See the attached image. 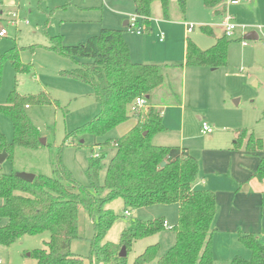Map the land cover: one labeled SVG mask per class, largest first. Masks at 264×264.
Here are the masks:
<instances>
[{"label":"trees","instance_id":"trees-1","mask_svg":"<svg viewBox=\"0 0 264 264\" xmlns=\"http://www.w3.org/2000/svg\"><path fill=\"white\" fill-rule=\"evenodd\" d=\"M177 1L182 14L187 0H132L134 15L140 18L143 30L148 31L150 9L159 3L167 19L169 4ZM208 9H215L225 0H201ZM219 14L218 11L214 12ZM211 34L207 27L201 28ZM126 30L102 29L97 36L89 37L84 43L63 46L60 38L53 39L54 49L73 59L78 67L63 72L67 77L89 84L92 96L100 106L97 116L81 128L66 135L67 142L90 136L102 138L115 128L134 118L136 124L118 138L95 142L101 155L94 157L93 150L88 158L86 176L88 184L80 186L60 163L54 168V177L34 176L31 183L17 177V173H0V246L9 247L26 236L49 234L43 248L35 249L29 256L33 264H84V260L71 251V244L81 239L78 235L79 207L93 222V237L90 242V260L99 264H126L120 258L122 247L127 253L140 240L153 237L166 228L164 219L141 221L133 219L118 237L117 243L104 239L117 216L107 206L120 199L124 214L153 206H178V222L174 229V245L159 256V245L147 246L133 264H213V221L216 216L214 193L196 190L199 176L197 160L179 147L155 146L152 136L165 130L161 115L149 108L143 115L132 116V102L160 88L164 78L160 68L153 64H137L130 61ZM230 41L225 36L207 50L199 49L187 40L185 65L187 67L223 68L227 65ZM10 61L17 74L28 73L31 66L18 60L17 52L10 51L0 57L1 68ZM148 98V99H147ZM47 94L41 92L21 96L15 91L8 95L0 112L12 124V140L7 143L0 133V153L12 159L14 147L36 150L43 147L36 128L31 124L26 109L30 106L51 105ZM147 132V135H143ZM83 143V142H82ZM81 144V142H79ZM234 149L256 155L259 163L250 178L264 180V142L242 130ZM111 155L101 180L102 160ZM162 164H164L162 166ZM239 243L250 251V259L234 257L230 264H264V243L252 234L239 232Z\"/></svg>","mask_w":264,"mask_h":264},{"label":"rangeland","instance_id":"rangeland-1","mask_svg":"<svg viewBox=\"0 0 264 264\" xmlns=\"http://www.w3.org/2000/svg\"><path fill=\"white\" fill-rule=\"evenodd\" d=\"M256 1L258 7L254 10V5L250 6V2L232 5L229 0H225L221 14H215L212 9L206 8L201 0H187L185 13L182 14L177 1H172L166 15L168 19L165 18L160 4H153L150 9L149 29L143 31L141 37L151 42L152 53L147 58L152 63L161 61L164 54V49H158L157 46L170 48V55L173 49L172 57L177 64L182 59L180 55L177 56L178 50L180 52L182 43L187 39L199 48H209L215 41V35H222V20L226 15L234 19L233 23L238 28L233 38L229 39L227 65L214 73L216 77L212 87H208L203 83L204 79L196 75L194 70H199L195 69L196 67H187L182 71L163 66L162 89L148 102L155 104L160 101L163 106L175 105L176 107L168 108L169 112L175 113V122L177 108L183 102L185 128L190 133L199 131L202 122L209 124L215 133L219 125H223L231 116L239 131L245 130L252 134V129H255L259 132L264 124V0ZM133 16L132 0H0V30L3 29L6 33L5 37L0 39V57L15 50L19 62L31 66L28 73L17 74L10 61L2 64L0 106L6 104L8 95L13 91L21 96L44 92L52 102L51 105L30 106L26 109L31 124L38 132L39 140L44 139L45 145L36 150L14 147L12 159H6L0 165V173L15 172L54 177V168L60 163L70 172L75 182L80 186H87L86 168L91 150L99 155L102 153V150L95 146V142L120 137L134 119L130 118L128 122L102 138L84 136L63 145L67 134L81 128L98 115L100 106L94 100L89 84L67 77L63 73L75 69L78 64L57 52L53 39L60 38L63 46L82 44L89 37L99 35L102 29H122L123 22ZM182 22L194 25L191 33H186ZM138 27L144 28L140 21ZM202 27H209L213 34H206ZM125 30L127 41L139 42L134 32L127 28ZM161 32L166 35V40L158 45ZM250 32L257 35L256 41L244 39ZM242 42L247 45L242 46ZM212 121H215V126ZM0 133L7 143L11 142L12 124L1 112ZM259 133H262L261 130ZM254 137L257 138L256 135ZM157 138L152 136L153 145L157 143ZM81 141L83 143L79 144ZM196 144L195 141L190 142L192 146ZM109 151L102 160L101 180L105 172L104 167L113 154ZM161 206L163 205L139 209L135 214L128 210V214H124L120 199L108 204L107 207L117 219L106 235L105 242L117 243L120 231L133 219H165L169 223V228L157 237L136 242L127 253L126 264H133L135 258L148 245L156 243V240L159 242V254L166 253L173 246L175 232L172 228L178 222V210L176 206ZM93 233L91 218L79 207L78 235L81 239L72 242L71 251L82 258L85 264H99L89 258V240ZM48 239L49 234L43 233L23 237L9 247L0 246L1 264H33L30 252L43 248ZM237 246L234 256L250 259V251ZM146 264H156V260Z\"/></svg>","mask_w":264,"mask_h":264},{"label":"crops","instance_id":"crops-1","mask_svg":"<svg viewBox=\"0 0 264 264\" xmlns=\"http://www.w3.org/2000/svg\"><path fill=\"white\" fill-rule=\"evenodd\" d=\"M249 2L250 6L254 5V10H257V1L253 0L251 2L250 0H248L247 2L243 3ZM223 6H225V3L212 10L214 12L218 11L219 14H221V7ZM125 22L126 21L123 22L122 29L117 30H125L127 28V24L126 26H124ZM166 22L169 23V20H167ZM186 24V22H182L186 33L189 34L186 30ZM209 30L211 31V34H213L210 28ZM221 32V36L215 35V41L210 47H212L216 43L217 39L224 36L223 29ZM125 33L124 37L128 45L130 61L132 63H151L153 65H157L160 70L163 66H166L168 68H175L182 71L186 70L187 66L185 65V54L187 41L185 43H182L180 52L178 50L177 56L179 57L180 55L182 58L181 62L179 61L178 64L176 63L177 61H174L172 57L174 55V50H171L170 55V53H168L170 51V48L160 46H157V48L164 49L162 59L157 63H152V61L147 58V56L152 53L151 42H149V40L146 38H141L143 29L141 35H137L135 33L138 36V43L127 41ZM165 37L166 35L164 34L163 39L161 40L158 36V45H160V43H164V41L166 40ZM209 48L201 47L199 49L207 50ZM195 69H199L194 71L198 77L204 79L203 83H205L208 87H212L215 82L214 77H216L214 76V73H216V71L220 68L211 69L206 67H196ZM162 86L151 94V96L149 97V102L152 101L153 95L156 94L160 89H162ZM149 102L147 101L146 103V111H148L149 108L156 110L161 115L162 122L165 127V130L163 132L154 135L156 138L158 137L157 143H155L154 145L179 147L181 149H185L189 155L197 160L199 166V176L196 184L194 185V188L196 190H209L214 193L216 201V216L213 221L212 233L214 256L213 264H230L231 259L237 257L234 256V254H236L237 252V245L244 247L239 243V232L244 234H252L261 243H264V180L258 181L256 179L250 178L252 172L255 170L259 163V158L256 155L245 151L244 149H234L236 140L239 137L240 129H238V125L235 124L232 116L231 118L229 117L230 119L228 118L227 120H225L223 125H219V128L215 133L212 132L210 135H203L201 133V125L199 127V131L190 133L189 131H186L185 128L186 126L183 119L185 114V105L183 102L180 103L177 108V122H175V113H171L168 110V108L176 107L175 105L163 106L160 105V101H156L155 104H151L152 102ZM135 121L136 120L134 119L130 127L126 129L127 131L125 133H127L136 124ZM212 123L214 124L213 126L216 125L215 121H212ZM248 128L252 129L251 127ZM260 130L262 133H259ZM260 130L258 132V130L256 131L255 129H252V135L254 134L257 136V138L260 137L259 139L262 138V140H264V124L261 126ZM125 133H123L122 135H124ZM171 136H173L174 138H172ZM191 141H195L197 142V144L192 146L190 145ZM34 176H36V174ZM175 206L178 210L177 205H168L161 207L166 208ZM137 211L138 210H135L133 211V213L135 214ZM164 222L167 221L164 219ZM167 224L169 225L168 222ZM157 235L150 238L153 239L154 237H157ZM155 242L156 243L153 244L159 245V242L157 240ZM162 255L163 254H159V256Z\"/></svg>","mask_w":264,"mask_h":264},{"label":"built area","instance_id":"built-area-1","mask_svg":"<svg viewBox=\"0 0 264 264\" xmlns=\"http://www.w3.org/2000/svg\"><path fill=\"white\" fill-rule=\"evenodd\" d=\"M248 0H229V3L232 4V5H237V4H240V3H243V2H247ZM140 21V18L139 17H136V16H133L129 19L128 21V24H127V29L129 31H132L134 33H136L137 35H141L142 34V29H140L138 27V22ZM222 27H223V35L228 38V39H231L233 38V34L235 32V30L238 28V26H236L234 23H233V18L231 16H225L224 19H223V22H222ZM194 29V25L192 24H186V30L188 33H191V31ZM144 31V30H143ZM6 35L5 31L3 29L0 30V39L1 38H4ZM163 33H161L159 35L160 39L162 40L163 39ZM242 45H246V42H242ZM147 101L143 98V97H138L136 98L130 108H129V112L132 116H135V115H144L147 111H146V107H147ZM213 132V128L205 123V122H202L201 124V133L203 135H210L211 133ZM93 156L96 158L99 156L98 153H95L93 154ZM125 214H128V213H125ZM164 227L165 228H169V225L167 224V222H164L163 223ZM0 264H1V261H0Z\"/></svg>","mask_w":264,"mask_h":264},{"label":"water","instance_id":"water-1","mask_svg":"<svg viewBox=\"0 0 264 264\" xmlns=\"http://www.w3.org/2000/svg\"><path fill=\"white\" fill-rule=\"evenodd\" d=\"M128 22L126 21L124 23V26H126ZM244 39L247 41H256L258 39L257 35L254 32H250L244 36ZM148 99V98H147ZM237 102V101H236ZM144 136L147 135V132L143 134ZM42 145H45L44 139L39 140ZM82 143V141H81ZM7 159V154L3 151L0 153V165ZM164 164H162L163 166ZM18 178L22 179L23 181L27 183H31L34 179V175L32 174H25V173H18L16 174ZM120 258H125L126 257V250L124 247L121 248L119 255Z\"/></svg>","mask_w":264,"mask_h":264}]
</instances>
